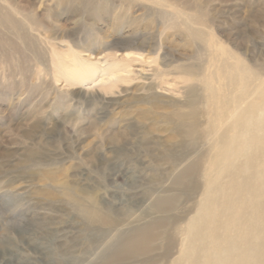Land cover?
Returning a JSON list of instances; mask_svg holds the SVG:
<instances>
[{"label": "bare ground", "instance_id": "1", "mask_svg": "<svg viewBox=\"0 0 264 264\" xmlns=\"http://www.w3.org/2000/svg\"><path fill=\"white\" fill-rule=\"evenodd\" d=\"M4 1L0 0V30L2 27L5 30L0 32V49L7 59H17L16 63L9 64L10 67L28 74L32 72V65H38L41 71V64H45L50 68L46 70L51 78L56 84L61 83V89L71 94L72 100L94 101L100 103L103 109H108L113 104L110 97L116 93L114 88L132 80V65L141 60L147 46L155 45L156 40L149 38L151 33L148 29L139 28V21L134 19L125 24L118 17L112 21L116 29L105 46L110 48V53L94 56V46L74 37L77 34L74 31L60 28L55 29L54 37L46 38L48 45L42 46L30 32L37 25L35 18L30 14L20 17L23 15L17 3L6 5L7 0ZM69 1L60 0L58 5H66ZM152 1L156 6L160 4L158 0ZM109 2L83 0L85 8H92L95 17L109 11ZM133 3L129 2L130 5ZM145 11L141 19L163 13L159 8H146ZM194 18L189 16L184 26L187 35L198 38L201 33L189 26V21L197 22ZM57 39L59 43H56ZM20 40L23 46L19 44ZM227 59L222 55L213 58L215 70H205V73L195 64L178 65L188 88H185L186 98L182 102L185 110L176 115L172 127L175 137L172 138L177 136L187 141L189 150L199 140L206 142L205 146L202 145L200 157L187 160V157L179 159L172 154L173 160L169 165L172 174L165 191L146 186L147 176L144 168L140 167L146 163L141 160L144 156L140 140L135 158H128L132 155L127 154V158L117 160L132 162L122 173L129 185L128 190L113 185V197L125 206L129 204L126 211L120 207L121 202H118V208L112 207L107 201L96 198L92 191L83 190L84 197L75 187H65L63 194L70 202L73 215L70 219L62 218L61 209L45 204L29 208L33 211L31 216H23L25 224L17 218H0L3 225L21 222L19 228L23 239L22 248L17 250L18 256L1 253L7 248V243H0V264H264V72H260L261 69L257 71L242 60L229 62ZM163 62H167L166 57ZM98 69L104 72L105 78L85 88L84 84L96 75ZM164 69L155 70L161 76V88L168 84L164 76L169 73L163 72ZM105 81H110V85H104ZM192 83H199L207 93L206 106L209 110L206 107L208 118L205 126H202L199 115L201 87L191 86ZM155 84L156 80L150 79L147 99L157 100ZM65 102L61 97L53 104L54 112L49 113V121L52 120L54 126L49 128L57 129L68 120L66 114L59 113ZM36 124L37 128L47 127L43 118H39ZM31 136L29 132L24 133L25 138ZM203 156H206L204 164ZM135 164L137 167H134ZM107 169L108 177H105L104 183H109L115 173V167ZM201 172H205L204 188L198 179ZM201 187L204 191L201 202L196 204L197 212L184 226L181 224L182 217L175 214L178 204L183 197L190 198L198 193ZM94 230L102 232L103 240L86 233ZM25 234H30L31 238H23ZM88 238L96 257L85 249ZM180 242V254L174 257ZM23 255L25 259H21Z\"/></svg>", "mask_w": 264, "mask_h": 264}, {"label": "rangeland", "instance_id": "2", "mask_svg": "<svg viewBox=\"0 0 264 264\" xmlns=\"http://www.w3.org/2000/svg\"><path fill=\"white\" fill-rule=\"evenodd\" d=\"M58 1L60 0H7L5 4L17 3L23 15H19L20 17L30 14L35 18L37 25L30 32L42 46L48 45L46 38L54 37L55 29L60 28L68 32L74 31L77 33L74 37L94 46V56L110 53V48L105 46L116 29L112 21L118 17L125 24L134 19L139 21V28L148 29L151 33L149 38L156 40V46H147L142 52L141 60L132 65V80L114 88L116 93L110 97L113 104L108 109H103L100 103L94 101L72 100V95L61 89V83L56 84L51 78L45 64H41L40 69L43 70L39 71V66L31 60L35 65H32V72L28 74L18 68L12 69L10 65L16 63L17 59H7L0 49V57L3 56L0 58V218H17L22 224L26 223L23 216H31L32 209H28L41 204L61 209L63 212L60 214L64 215L62 218L73 217L70 202L63 194L64 188L70 186L75 187L81 196L85 197L83 190L92 191L96 198L107 201L112 207L118 208L120 205L126 211L129 204L125 206L113 197V185L128 190L129 185L122 173L132 162H118V159H125L127 154L132 155L127 156L128 158H135L139 149L137 142L140 140L144 156L141 160L146 163L137 164L144 168L147 188L156 187L162 191L167 189L172 174L169 166L173 160L172 154L179 159L187 157V160L194 156L200 157L202 145L205 146L206 141H197L195 147L189 150L187 141L177 136L172 138L175 137L172 127L177 119L176 115L185 110L182 102L185 101L188 88L184 84L183 75L179 73L178 65L195 64L205 73V70H215L212 60L222 55L224 58L228 57L229 62L242 60L257 71L261 69L260 72H264V0H158L160 4L157 6L152 0H110L109 11L96 17L92 8H85L83 0H70L66 5L60 6ZM130 1L134 3L130 5ZM32 3H35L34 6ZM26 7L31 12L25 10ZM146 8H159L163 13L141 19ZM189 16L197 19V22L189 21V26L199 31L201 37L191 38L187 35L184 23ZM4 31L2 27L0 32ZM19 44L24 45L21 40ZM230 53L237 56L238 60ZM164 57L167 62H163ZM158 68H165L162 71L169 73L164 76L168 84H164L163 88L160 87L161 76L155 72ZM103 73L98 69L96 75L84 84L85 88L98 84L100 79L105 78ZM152 78L156 80L154 91L157 100L146 98ZM110 83L105 81L104 85ZM192 84L190 85H195ZM195 86H199V89L201 87L200 101L205 106L200 102L199 115L202 126H205L208 118V113L205 112L209 110L206 106L207 93L199 83ZM61 97L66 102L59 113L66 114L68 120L57 130L49 128L54 126L53 121H49V113L54 112L53 104ZM39 118H43L46 128L35 126ZM25 132L32 136L25 138ZM205 159L206 156H203V164ZM121 163L124 165L121 166ZM135 166L137 167L136 164ZM107 167H115L110 185L107 181L104 183L105 177H108ZM203 173L198 175V179L204 188ZM202 187L190 198L183 197L178 204L175 214L182 217L181 224L184 226L197 212L196 204L203 197ZM20 223H0V243H7L5 251L0 249L1 253L18 256L17 250L22 248L23 240ZM86 233L92 238L103 240V234L99 230ZM30 236L25 234L23 238H31ZM181 242L174 257L180 254ZM84 245L96 257L89 238ZM21 259H25L24 255Z\"/></svg>", "mask_w": 264, "mask_h": 264}]
</instances>
